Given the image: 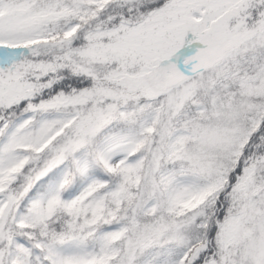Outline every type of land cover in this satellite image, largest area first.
Listing matches in <instances>:
<instances>
[{"label": "snow or ice", "instance_id": "1", "mask_svg": "<svg viewBox=\"0 0 264 264\" xmlns=\"http://www.w3.org/2000/svg\"><path fill=\"white\" fill-rule=\"evenodd\" d=\"M0 264H264V0H0Z\"/></svg>", "mask_w": 264, "mask_h": 264}]
</instances>
